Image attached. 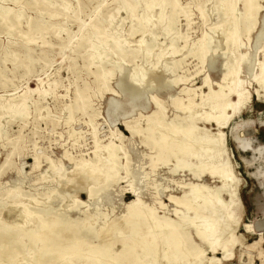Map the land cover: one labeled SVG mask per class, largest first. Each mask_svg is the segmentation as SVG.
I'll list each match as a JSON object with an SVG mask.
<instances>
[{
    "label": "rangeland",
    "instance_id": "1",
    "mask_svg": "<svg viewBox=\"0 0 264 264\" xmlns=\"http://www.w3.org/2000/svg\"><path fill=\"white\" fill-rule=\"evenodd\" d=\"M147 1L157 3V0ZM163 1L161 22L152 21L144 27L142 19L157 11L135 8L137 4L145 5L144 0H0V220L10 226L21 223L26 229L35 227L33 218V222L23 221L19 208L10 203L12 194L5 195L17 183H21L26 195L22 202L30 210L36 212L43 208L38 198L56 191L58 197L52 196L44 202L60 210L72 207L69 218L81 219L80 227L89 221L95 224V230L111 222L122 225L121 217L135 200V190L142 204L154 211L155 218L181 228L185 260L169 261V264H262L264 241L254 230L264 229V89L255 77L261 72V65L264 69V6L260 7L254 22L245 21L242 20L245 0H233L241 20L239 41L229 56L230 65L222 67L225 60L222 54L228 49L226 38L232 29L224 16L226 0ZM253 2L260 4V0ZM124 4L134 7L135 20L125 12ZM169 22L173 25L172 31L167 29ZM145 30L157 37L161 35L158 40L148 36L146 49L141 47L139 39V33ZM134 31L137 35H133ZM203 35L212 38V49L206 53L201 52ZM93 45L102 48L99 59L93 58ZM145 65L149 75L160 80L159 86L144 93L140 101L116 92L112 85L121 78L122 68ZM237 65L241 66L240 85L249 92V103L234 116L227 110L231 116L227 130L220 129L215 123L203 120L209 110L206 97L209 91L203 86V78L209 75L212 82L220 83L223 75L235 70ZM109 72L110 82L105 88L104 80ZM213 89L217 91V87ZM77 95L86 104L82 110L78 109ZM151 97H156L165 108L164 123L169 129L180 128L182 119L189 115L183 110L186 107L200 118L195 122L199 137L217 140L223 134L215 146L203 142L199 149L214 157L216 171L227 164L233 175L232 182L223 185L218 174L212 177L208 159L202 161L207 166L200 180L184 170L171 172L181 153L174 147L173 154L166 150L158 156L160 149L153 141H161V133L155 131L153 136L146 131V117L156 110L151 105ZM124 123L132 127L133 134L126 130ZM171 133L167 130L164 134L170 143L182 141L181 136ZM110 142L127 152L130 175L125 180L109 183L106 198L89 200L85 191L101 185L94 187L80 177L67 186H58L57 177L48 168L54 170L61 163L69 178L75 164L96 160ZM188 162L195 163V160L188 159ZM125 163L124 158L119 160L121 177L125 176ZM189 184H201L210 190L200 189L205 202L212 205L206 204L208 211L198 214L220 230H215L213 250L190 224L196 214L171 200L181 201L190 192ZM217 188L221 191L216 197ZM231 192L237 194V200L232 202ZM60 195L64 196L63 200ZM84 214L89 218L82 221ZM26 221L29 223H22ZM115 235L113 241L111 236L105 240L115 242L112 251L118 253L119 241L129 239L133 233L121 229ZM86 242L94 245L98 240L90 234ZM21 247L23 251L19 250L22 253L14 259V264H32L36 249L33 251L26 244ZM158 248L154 255L139 256V263L168 264L160 259L167 248L163 249L162 244ZM0 264L6 262L0 260Z\"/></svg>",
    "mask_w": 264,
    "mask_h": 264
},
{
    "label": "bare ground",
    "instance_id": "2",
    "mask_svg": "<svg viewBox=\"0 0 264 264\" xmlns=\"http://www.w3.org/2000/svg\"><path fill=\"white\" fill-rule=\"evenodd\" d=\"M144 1H146L145 5L159 4L163 6L162 8H157L156 9L157 11H155V9L154 10L151 9L150 7H146L147 10H151V11L153 10L152 12L155 11V13L153 15H150L151 17L150 16H147L146 18L142 17L143 18L142 20L145 21L143 23V25H145L144 27H146L152 21H154L155 23L161 22L163 18V10L165 7L164 1L157 0V3L148 2L147 0H144ZM250 3H254L253 0L244 1L245 18H243L242 20H245V21L251 20V22H254L260 10V7H257L256 9H251V8L246 7V5ZM125 5H128V4H124L123 9L125 10L126 13L132 16L134 7L131 6L125 9L124 8ZM223 6L226 9L224 16H226V19H228L232 24V29L228 37L226 38V42H225L228 49H227V52H224L222 54L225 58L222 64V67H227L228 65H230L228 62L229 56L234 53L235 47L237 45V40L239 38V27L238 26L241 20L239 21V18L237 17V14H236V10H235L236 2L235 1L226 0ZM153 17L155 18L153 19ZM172 22L175 25L174 21ZM263 23H264V19H263ZM252 27H253V23H252ZM167 29L168 31H172L173 25L171 22L168 23ZM200 43L202 44V49H201L202 53L203 52L206 53L208 50L212 49L211 48L212 38L208 37V35H203L200 39ZM105 44H108V43H105ZM166 44L167 43H165V45ZM92 48L95 50V52L93 53L94 54L93 58L99 59L103 53L102 48L100 46L97 47L95 45H93ZM145 49H146V46H145ZM216 51H217V47H215L214 49V52ZM166 54L168 53L166 52ZM238 65L235 70L233 71L230 70L231 72L224 74L220 83L212 82L210 80L209 75H205V77L203 78V86L207 87L209 91L208 94L206 95L208 104H209V106L207 107L209 108V110L206 112V116L204 117L203 120L205 122L215 123L217 127L220 129H224L228 121L231 118V116L229 117V115L226 113L227 110H230L232 112V115L234 116V115H237V113L241 110V108H243L245 105L249 103V99H250L249 92L241 88V85H240L241 83L239 79V73L241 71V66H238ZM137 70H140V67H137ZM151 73L154 74L155 72L151 71ZM131 75L132 73L130 72L128 77L131 78ZM257 79L259 80L258 81L259 84H261V86H263V89H264V84H262V81H264V69H262V65H261V72L255 77V80ZM224 83L225 85H223ZM213 86L217 87V91L213 89ZM143 94L144 93L138 94L134 98L130 96H127V97L132 98L133 100H136V101H140ZM263 99H264V96H263ZM76 101L79 102V105L77 104L79 110H82L84 109V107H86L84 99L80 95H77ZM23 105L24 103H22V106ZM151 105L154 106L156 110L146 117L147 119L146 131L148 133H152V135L155 131L161 133L160 135L161 141L159 142L153 141V145L155 146L158 145L160 149L158 156L161 157L163 152L166 150H169L171 153L172 152L171 150L174 147L177 148L179 153H181V159H176L177 163L171 170L173 174H176L179 170H182V171L184 170L188 172L189 174H192L194 178L200 180L204 172V166H207L202 161L204 159H208L211 161L209 162L210 163L209 169H210V175L212 177L218 174L221 178V182L223 183V185H225V183L228 181L232 182L233 175L230 171V167L227 164H224L223 167L219 171H216V169H214V163H213L214 157H211L210 154L207 155L206 152L208 151L204 153L202 152V150L199 149L200 144L203 142H207L206 144L210 146H215L214 144H216L220 140V138H223V134H220L217 140H213V138H211L210 136L209 137H199V134H200L198 131L199 129L195 125V122L198 120L199 117L197 116L196 113H191L188 109H186V107H184L183 110L184 112L186 111L189 112V115L182 119L183 121H182V124H180V128L173 127V129H169V126L166 123H164L165 122L164 121L165 108L161 105V103L156 97H151ZM178 105L181 107V104H178ZM115 107L118 108L119 104H116ZM124 126L126 130L131 132V134L134 133V131L132 130V127L128 126L127 123H124ZM181 129L183 131H181ZM167 130L171 131L173 135L176 134L175 135L176 137L181 136L182 141L175 143V145L173 143H170L167 140V138H164L165 136L164 134L166 133ZM174 156L172 155V157ZM127 157H128L127 152L121 146L115 145L114 143L110 142L107 144V146H105L104 151L97 157L96 160L92 162L80 161L78 164H75L72 167V171H71L69 178L65 176V170L63 169V166L61 165V163L58 166H54V170H51L50 168L48 169L51 175H53L54 177H57L58 186H60L61 184H64L67 186L68 184L73 182L75 179L77 178L79 179V177L82 178L83 180H86L87 182H90L91 185H93L94 187L98 186V184L101 185L100 187H95V188L93 187L94 189H87L85 191L87 198L89 200H93V199L99 200V199H102L103 197L106 198L105 191L109 183H116L118 181L125 180L127 176L130 175L129 170H128L129 168H128ZM122 158L126 160V163L124 165V171H125L124 177L119 176V170L122 168L119 165V160ZM159 159H162V158H159ZM188 159H194L195 163L188 162ZM45 177L46 176L42 175V178H45ZM20 186H21V183H17V185H14L12 188H8L5 191V195L8 196L12 194V197L10 195L12 199L10 203H12L14 207L19 208V213H20L19 215H21L20 217L22 218L23 221L28 220V219H31L32 221V218H33V221L35 220L34 223L36 224H35V227L33 228L28 227L26 229L25 227H22L20 225L21 223L10 226V225H6L7 222L5 221L1 222L0 220V260H3L4 262H6V264H14V259H16L17 256L20 255V253H22V252H19V250L22 248L21 246L25 244L26 246H28V248H31V250L33 251L34 249L37 250V251L35 250L36 255L31 257L33 258L32 264H51V263L54 264V262H59V264H141V262L139 263L138 261L139 260L138 257L142 256L145 258L146 256L154 255L156 250L159 249L158 247L160 244H162L165 247L163 249L167 248V251L163 250V253L161 254L162 258L160 259H163L161 261H166L169 264V261L171 262L181 261L185 258L184 254L182 253V247L184 244V240L182 236H180L181 228L180 227L178 228L177 226L172 225L170 224V222H167V221L162 223L160 220L155 218L154 211H152L151 209H147L142 204L139 198V193L133 189L132 190L135 195V200L126 207L125 214H123V216L121 217L122 225L117 224L116 222H111L110 224H105L103 226H100L98 230H95L94 228L95 224H91V222L89 221H86L85 222L86 224L83 225V227H80L79 226L80 224L78 222H81V219L78 218L75 220H71L68 216V213L72 212L71 210L72 207L66 208L67 210L66 209L60 210V209H57L55 206H53L52 203L44 202L45 199L50 201L52 196L58 197L57 192L55 190H54L55 192H52V195L50 196L47 195L43 199L41 197L40 200L38 198V204H42L43 208L38 209V211L36 212L30 210L29 206L25 205L22 202L23 198L26 195L21 190ZM189 187H190V192L188 194L183 195V197L181 196L182 197L181 201L180 199H174V198H171V200H173L180 207H184L187 210H192L196 214L195 218L190 222V224L194 225L196 229V235L199 238L205 239L208 242L210 248L212 249L214 245H216V240L214 239V236L216 233L215 230L217 231H220V230L216 229L213 224H210L207 221V218L198 214L200 212L208 211V206H207L208 204L209 206L212 205L211 202L210 203L205 202L204 198L200 194V189L205 188L208 191L210 190L209 188L201 184H189ZM220 191H221L220 188L216 189V197L219 195ZM229 197H230L231 202L234 199L237 200V194L234 192H231L229 194ZM59 198L60 200H63L64 196H61ZM186 199H189V200L186 201ZM74 204H78V203L75 202ZM84 204L85 203H81V205H84ZM83 212L84 211L79 212V213H83ZM86 212L87 210H85V213ZM90 217L95 218L94 215L93 216L91 215ZM86 218L88 219L89 217H86L85 215V219L82 221H85ZM4 222L6 224H4ZM22 223L28 224L29 221L22 222ZM23 228L25 230H23ZM121 229L123 230L128 229L129 231L133 233V235L131 237H128L129 239H123V240L121 239V241H119L121 249L118 253H115L112 251V248H114L113 246L115 245V242H112L113 241L112 237L115 235L116 232H118ZM247 229H248V232H250L248 227ZM254 232L256 234H259V236H261L262 234L260 233H264V229H258L257 232L256 230H254ZM90 234L92 235L93 238H96L98 240L97 244L89 245L86 242V237ZM110 236L112 238L111 242L110 241L108 242L107 239L105 240L106 237H110ZM38 244L40 245V248L36 247L38 246ZM116 244L118 243L116 242ZM20 251H23V250H20ZM23 263L30 264V263H25V262Z\"/></svg>",
    "mask_w": 264,
    "mask_h": 264
},
{
    "label": "snow or ice",
    "instance_id": "3",
    "mask_svg": "<svg viewBox=\"0 0 264 264\" xmlns=\"http://www.w3.org/2000/svg\"><path fill=\"white\" fill-rule=\"evenodd\" d=\"M262 6H264V0H260L259 5H257L256 3H250L246 5V7L251 8V9H256L257 7H262ZM128 7H131V6L130 5L124 6L125 9ZM141 7H150L151 9L154 10L157 8H162L163 6L159 4H152V5L137 4L135 5V8L137 9ZM137 15H139V13H137ZM135 18L136 17L134 16L133 20H135ZM154 18L155 17H153V19ZM153 27H155V25H153ZM133 35H137V33L134 31ZM150 35L153 37V40L159 39V37H157L154 32H149L145 30L139 33L141 47L146 46V44L148 43L146 40V37ZM137 67L138 66H134L133 68L127 69V70L123 68L121 69V73H122L121 78L119 79L117 83L112 85L116 89L117 93H119L120 95H126V96H130L134 98L136 95L141 94V93H146L160 85L161 82L160 80L157 79V77L149 75V69L146 65L140 67V70H137ZM128 71H131L132 73L131 78H129L127 75ZM110 77H111V73L106 74L105 80H104L105 88H107L109 85ZM262 84H264V81H262ZM262 241H264V234H262ZM261 261H262V264H264V250H262L261 252ZM156 264H158V262H156Z\"/></svg>",
    "mask_w": 264,
    "mask_h": 264
}]
</instances>
